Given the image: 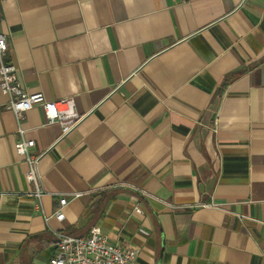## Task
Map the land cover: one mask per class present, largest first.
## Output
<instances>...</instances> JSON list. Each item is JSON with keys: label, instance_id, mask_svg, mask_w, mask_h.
Listing matches in <instances>:
<instances>
[{"label": "crops", "instance_id": "1", "mask_svg": "<svg viewBox=\"0 0 264 264\" xmlns=\"http://www.w3.org/2000/svg\"><path fill=\"white\" fill-rule=\"evenodd\" d=\"M0 33L27 91L85 116L66 137L41 106L18 123L0 87V264L94 226L139 264H264V0H0Z\"/></svg>", "mask_w": 264, "mask_h": 264}, {"label": "built area", "instance_id": "2", "mask_svg": "<svg viewBox=\"0 0 264 264\" xmlns=\"http://www.w3.org/2000/svg\"><path fill=\"white\" fill-rule=\"evenodd\" d=\"M9 42L5 34L0 33V87L4 95L9 97L7 109L14 112L18 123L25 113L36 106L43 107L49 124H58L62 129V137L72 133L84 120L85 116L77 110L73 98L49 101L41 92L27 91L20 80L18 66L7 61ZM36 141L29 139L25 129L19 127L15 140V150L24 159L28 170L26 179L30 185L29 197L35 208L45 213L43 197L45 189L40 173L42 154L36 153ZM81 195H75L78 198ZM69 204L67 197H62L60 206L54 214L59 221L65 220L63 209ZM135 212L144 214L139 204ZM50 217L46 216L49 221ZM54 246L56 252L53 257L39 264H139V251L135 248H125L121 244H111L108 236L100 226L91 228L88 235L76 236L55 232Z\"/></svg>", "mask_w": 264, "mask_h": 264}, {"label": "rangeland", "instance_id": "3", "mask_svg": "<svg viewBox=\"0 0 264 264\" xmlns=\"http://www.w3.org/2000/svg\"><path fill=\"white\" fill-rule=\"evenodd\" d=\"M111 244H114V243H112V242H110Z\"/></svg>", "mask_w": 264, "mask_h": 264}]
</instances>
